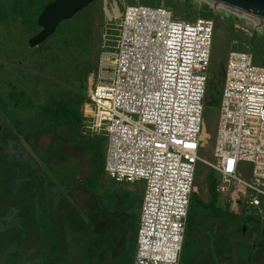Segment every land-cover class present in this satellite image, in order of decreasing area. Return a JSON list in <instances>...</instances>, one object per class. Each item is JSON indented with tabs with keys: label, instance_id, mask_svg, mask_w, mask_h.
I'll list each match as a JSON object with an SVG mask.
<instances>
[{
	"label": "rangeland",
	"instance_id": "rangeland-1",
	"mask_svg": "<svg viewBox=\"0 0 264 264\" xmlns=\"http://www.w3.org/2000/svg\"><path fill=\"white\" fill-rule=\"evenodd\" d=\"M159 1L95 0L72 18L63 20L46 41L32 47L29 39L41 27L31 20L24 24L16 15L14 0H0L3 137H12L26 145L39 164V168L26 176L20 177L13 171L7 177L5 168L9 158L0 152V264H45L50 260L59 264H133L144 182H116L107 175L104 160L108 139L105 135L84 133L78 112L81 114V105L87 99L90 77L97 68L104 37L109 38L108 34L113 32L110 38L114 39L118 33L114 21L110 22L111 16L119 15L113 9L122 12L126 4L154 5ZM163 2L184 19L199 16L215 19L214 62L204 115L210 138L207 147L199 152L202 157L214 160L224 81L222 70L228 53L233 47L250 50L255 52L256 62L264 64V29L258 31L242 14L214 3L217 10L212 11L209 8L212 2L205 0ZM252 37L254 42L250 44L248 39ZM28 132L30 135L25 138ZM51 136L53 141L47 148ZM212 172L214 179L221 178L219 173L199 163L197 193L206 201L211 196ZM46 176L62 195L48 187L40 188L41 179ZM48 194L51 202L43 204L42 196ZM219 203H224L222 197ZM55 206L59 210L57 214L53 213ZM231 215L237 221L254 218L255 222L250 223L247 235L239 232V226L234 234L218 223L217 234L213 237L212 232L210 243L203 244L204 250L210 251L208 263L244 264L237 259L238 247L244 243L255 244L253 264H262L264 206L263 214L239 207ZM202 234V231L196 233L199 238ZM215 241L219 242L214 247ZM54 244L57 251H53ZM193 247L188 242L185 264H189Z\"/></svg>",
	"mask_w": 264,
	"mask_h": 264
},
{
	"label": "built area",
	"instance_id": "built-area-1",
	"mask_svg": "<svg viewBox=\"0 0 264 264\" xmlns=\"http://www.w3.org/2000/svg\"><path fill=\"white\" fill-rule=\"evenodd\" d=\"M245 18L262 32L264 24ZM112 20L118 33L104 37L81 125L107 137L108 176L144 182L133 264H182L199 163L221 175L214 185L221 205L263 214L264 64L250 50L229 51L208 160L199 152L210 138L204 115L215 19L181 18L162 1L126 4Z\"/></svg>",
	"mask_w": 264,
	"mask_h": 264
},
{
	"label": "trees",
	"instance_id": "trees-1",
	"mask_svg": "<svg viewBox=\"0 0 264 264\" xmlns=\"http://www.w3.org/2000/svg\"><path fill=\"white\" fill-rule=\"evenodd\" d=\"M53 0H14V6L16 10V15L22 18L24 24H28V21L31 20L35 25H38V17L45 8L47 4ZM163 1V0H162ZM161 0L158 3L162 2ZM188 0H186L187 2ZM154 4V5H155ZM166 4V3H165ZM167 5V4H166ZM169 6V5H168ZM248 42L253 44L254 38H249ZM255 55V52H253ZM256 57V56H255ZM214 62V58H213ZM1 98V97H0ZM51 106L48 105L47 110L49 111ZM78 122L82 124V116L78 112ZM213 172L210 178V190L211 196L208 201L201 198L199 193L194 192L191 201V207L189 211L188 221H187V234L184 243V249L182 254V264H185L187 258L185 257V249L188 245V242L193 244L192 256L189 258V264H209L208 263V253L209 250H204L203 244H206L217 234L218 230L216 225L218 223H223V225L231 230L235 234V227H238V221L232 219L231 212L223 205L219 203V196L214 191L215 179L213 178ZM202 231L203 234L201 237H197L196 233ZM213 232V237H212ZM239 232L242 235H247L244 233L243 227L239 228ZM222 242V240H219ZM219 241L214 242V247ZM199 242H203L201 245H198ZM207 242V243H206ZM213 244V243H211ZM57 245H54L53 251H56ZM216 248H214L215 251ZM238 261L243 262L244 264H253L256 260V249L254 245L241 244L238 247ZM213 251V249H212ZM219 259V258H218ZM45 264H59L57 260H50ZM215 264V261L214 263ZM264 264V262L262 263Z\"/></svg>",
	"mask_w": 264,
	"mask_h": 264
},
{
	"label": "water",
	"instance_id": "water-1",
	"mask_svg": "<svg viewBox=\"0 0 264 264\" xmlns=\"http://www.w3.org/2000/svg\"><path fill=\"white\" fill-rule=\"evenodd\" d=\"M95 0H53L45 6L38 17L41 30L29 39L32 47L39 46L54 34L59 24L72 18L80 10L88 7ZM214 2L233 12L248 16L264 23V0H205ZM247 226H243L244 233Z\"/></svg>",
	"mask_w": 264,
	"mask_h": 264
},
{
	"label": "flooded vegetation",
	"instance_id": "flooded-vegetation-1",
	"mask_svg": "<svg viewBox=\"0 0 264 264\" xmlns=\"http://www.w3.org/2000/svg\"><path fill=\"white\" fill-rule=\"evenodd\" d=\"M3 132V125L0 123V152L5 155L6 158H9L6 164L7 166L5 168L7 170L6 173L8 174L7 177L12 176L11 173L13 171H15V173H19V176L21 177L22 175L26 176L33 170H36V165L33 162L25 159V156L22 154L24 151H22L23 149L19 146V143L15 140H12L11 137H9L8 139H4ZM252 222H255L254 218L249 220H241L238 221V226L239 228H242L244 225H246L247 230L245 233H248L249 225ZM107 241H109V239ZM254 247L256 248L255 244Z\"/></svg>",
	"mask_w": 264,
	"mask_h": 264
},
{
	"label": "crops",
	"instance_id": "crops-1",
	"mask_svg": "<svg viewBox=\"0 0 264 264\" xmlns=\"http://www.w3.org/2000/svg\"><path fill=\"white\" fill-rule=\"evenodd\" d=\"M0 123L2 124V122H1V120H0ZM3 125V124H2ZM44 131V130H43ZM51 133V132H50ZM52 134V133H51ZM30 134H29V132L27 133V137L26 136H24L25 138H28V136H29ZM12 138V137H11ZM15 139V138H14ZM53 138H52V136H51V138H50V142H49V145H47V148H50V146H51V144H52V140ZM18 142V141H17ZM19 143V146L24 150V152L22 153L24 156H25V159L26 160H29V161H31V162H33L35 165H36V167L37 166H39V164H37L36 162H37V159L35 158V154L33 153V151H30V149L29 148H27L26 147V145H24V144H22V143H20V142H18ZM46 148V149H47ZM21 153V152H20ZM106 161V157H105V160H104V162ZM37 168H39V167H37ZM36 175H38V172L36 173ZM16 182H17V180H16ZM13 185H15V183L13 184ZM12 185V186H13ZM40 185H41V189H43V190H45V188L46 187H48L49 189H51V190H54V191H56V192H58L59 193V195H62V193L59 191V189L55 186V185H53V183H52V180H50V181H48V177L46 176L44 179H41V182H40ZM13 188H14V186L13 187H10V189H12L13 190ZM50 193H53L52 191H50ZM44 195V194H43ZM0 196H1V193H0ZM49 197H51V196H49V194L47 195V196H42V200H43V204H49L51 201H50V198ZM48 198H49V201H48ZM25 201H26V199H24ZM23 200V201H24ZM59 204V203H58ZM49 209H51V207L49 208ZM59 210H57L56 209V206H55V209H54V211H53V213L54 212H56V214H57V212H58ZM23 212L26 214L27 213V209H25V210H23ZM47 216H48V214H47ZM101 221L102 222H104L105 221V218L103 217L102 219H101ZM107 226H109V225H107ZM55 245V244H54ZM56 251H57V249H56Z\"/></svg>",
	"mask_w": 264,
	"mask_h": 264
},
{
	"label": "bare ground",
	"instance_id": "bare-ground-1",
	"mask_svg": "<svg viewBox=\"0 0 264 264\" xmlns=\"http://www.w3.org/2000/svg\"><path fill=\"white\" fill-rule=\"evenodd\" d=\"M213 3H214V2H212V4H213ZM214 4L217 5V6H220V5L217 4V3H214ZM214 4H213V5H214ZM215 5H214V6H215ZM114 11H115L114 13L117 14V15L120 13V10H119L118 8H114ZM256 21H257L258 23H262V24H263V22H261V21H258V20H256Z\"/></svg>",
	"mask_w": 264,
	"mask_h": 264
}]
</instances>
